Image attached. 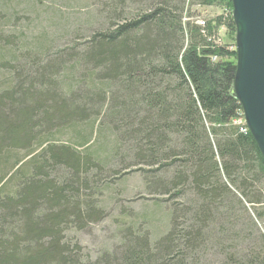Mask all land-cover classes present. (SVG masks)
<instances>
[{"label": "trees", "instance_id": "16d2710c", "mask_svg": "<svg viewBox=\"0 0 264 264\" xmlns=\"http://www.w3.org/2000/svg\"><path fill=\"white\" fill-rule=\"evenodd\" d=\"M94 1L99 25L66 50L19 59L20 42L1 41L0 264H264V162L233 123L230 0ZM213 3L225 15L191 16ZM15 4L0 0V21L15 22ZM124 171L167 197L168 228L154 235L149 215L121 212L91 258L67 236L105 216L81 191L100 195Z\"/></svg>", "mask_w": 264, "mask_h": 264}, {"label": "rangeland", "instance_id": "374dc122", "mask_svg": "<svg viewBox=\"0 0 264 264\" xmlns=\"http://www.w3.org/2000/svg\"><path fill=\"white\" fill-rule=\"evenodd\" d=\"M10 1L11 0H9V5ZM12 1L16 3L11 8V13L16 16L15 22L0 21V44L3 39L8 40V47L20 42L16 47H18V49H25V53H17L19 59L30 57L35 60L38 53L41 52L39 48H42L43 51L51 50L52 53L56 50H66V46L69 47L71 41L75 39V33L77 31L80 36L85 38L87 32L91 31L90 28L94 27L96 29L97 25L100 23L95 13V10H99L100 6L98 3L95 5L94 0ZM216 4L213 3L210 6H192L189 11L192 17L213 20L219 15H225L224 7L218 6L219 3ZM91 19L94 21L97 19L94 26L90 23ZM217 32H219L221 43L227 44L226 39L228 34L224 24L218 27ZM82 42L81 39L79 45H81ZM44 46L46 48H44ZM3 47H5V45ZM68 53L69 51H66L64 55ZM60 80L66 82L68 76H65V79L61 77ZM99 138L102 143L106 144L104 141L105 139H103L105 138L103 134L100 135ZM76 143L77 142H73L72 138L71 140L59 138V142L54 144L55 146L60 145L68 148L74 147L76 152H83L84 148L77 147ZM90 144L91 142H89L87 146ZM110 146L111 145L107 144V146L103 147V157H105L106 151L112 148V146L111 148ZM119 169H121V167L114 170L117 171ZM111 174L112 173L109 172L106 174L107 178L101 180V185L104 186L103 193L94 195L93 190H91V192L82 190L80 198L81 201H97L96 204H98L100 209L104 207L102 210L105 218L102 217L101 220L96 219L87 222L85 224L86 226H84L81 231L71 229L67 232V236L71 239V242L79 243L84 249V253L88 254L91 258H95L96 254L101 250L112 245L113 234L119 224L118 221L121 218V212L133 216V219L136 220L135 223L139 222V218L145 216V214L149 215L151 221H153L151 222L152 227L150 231L154 235L164 230L166 231L168 228V220L170 217L168 218V211L165 208L167 204L163 203L167 197L147 195L144 191L143 181L136 172L126 171L125 173L121 172L120 174L118 173L119 175L117 174L114 176H111ZM83 196L85 197L84 200ZM166 207H168V205ZM257 209L262 211V208ZM250 212L252 215L254 214L251 209ZM131 219L132 218L126 219V221L129 222Z\"/></svg>", "mask_w": 264, "mask_h": 264}, {"label": "water", "instance_id": "95a60500", "mask_svg": "<svg viewBox=\"0 0 264 264\" xmlns=\"http://www.w3.org/2000/svg\"><path fill=\"white\" fill-rule=\"evenodd\" d=\"M235 74L232 96L264 162V0H230Z\"/></svg>", "mask_w": 264, "mask_h": 264}, {"label": "built area", "instance_id": "2783aa9c", "mask_svg": "<svg viewBox=\"0 0 264 264\" xmlns=\"http://www.w3.org/2000/svg\"><path fill=\"white\" fill-rule=\"evenodd\" d=\"M199 24L201 25V22H199ZM235 125H237L239 128V132H243L242 126L245 125L244 121H243V117L242 119L236 120L233 122Z\"/></svg>", "mask_w": 264, "mask_h": 264}]
</instances>
